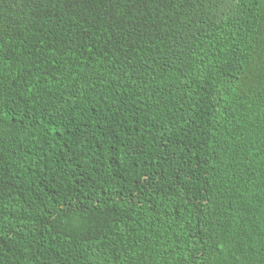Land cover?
Listing matches in <instances>:
<instances>
[{
  "label": "trees",
  "instance_id": "trees-1",
  "mask_svg": "<svg viewBox=\"0 0 264 264\" xmlns=\"http://www.w3.org/2000/svg\"><path fill=\"white\" fill-rule=\"evenodd\" d=\"M0 264H264V0H0Z\"/></svg>",
  "mask_w": 264,
  "mask_h": 264
}]
</instances>
